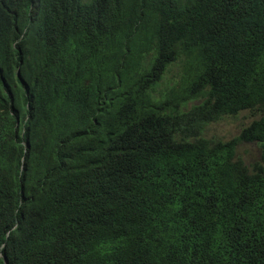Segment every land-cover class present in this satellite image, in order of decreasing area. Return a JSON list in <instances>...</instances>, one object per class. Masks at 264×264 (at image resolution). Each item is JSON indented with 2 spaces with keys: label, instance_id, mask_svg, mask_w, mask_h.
<instances>
[{
  "label": "trees",
  "instance_id": "16d2710c",
  "mask_svg": "<svg viewBox=\"0 0 264 264\" xmlns=\"http://www.w3.org/2000/svg\"><path fill=\"white\" fill-rule=\"evenodd\" d=\"M0 264H264V0H0Z\"/></svg>",
  "mask_w": 264,
  "mask_h": 264
},
{
  "label": "rangeland",
  "instance_id": "374dc122",
  "mask_svg": "<svg viewBox=\"0 0 264 264\" xmlns=\"http://www.w3.org/2000/svg\"><path fill=\"white\" fill-rule=\"evenodd\" d=\"M181 78V67L179 64L174 65L165 74L162 82L156 87V97L161 98L159 95L160 90L176 89L178 82ZM199 101H192L187 105L190 108L192 105H197ZM258 115L255 112L242 111L233 117H224L216 122L208 125L205 131V137L215 138L222 141L231 140L237 136L240 129L247 126L250 122L256 120ZM260 149L256 144L242 143L236 149V157L243 161L247 166L259 161Z\"/></svg>",
  "mask_w": 264,
  "mask_h": 264
}]
</instances>
